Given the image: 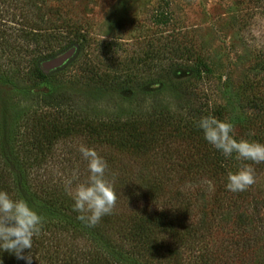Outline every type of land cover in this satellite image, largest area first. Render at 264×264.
<instances>
[{"label": "trees", "instance_id": "1", "mask_svg": "<svg viewBox=\"0 0 264 264\" xmlns=\"http://www.w3.org/2000/svg\"><path fill=\"white\" fill-rule=\"evenodd\" d=\"M7 1H0V83L12 91L6 113L0 108V191L42 217L32 264H264V163L225 159L194 123L211 114L264 133L262 77L247 86L249 114L235 117L228 79L213 84L190 49L167 43L110 67L112 45L95 57L78 25L40 28L31 0ZM168 6L160 0L154 25L170 23ZM52 44L74 54L44 73L40 61L56 54ZM66 65L75 66L73 76L58 75ZM233 134L264 144L260 134ZM74 138L105 159L117 196L95 226L77 219L67 190L73 172L74 183L86 179L87 162L78 148L57 154ZM245 163L254 183L228 191L227 172ZM0 264L25 262L2 252Z\"/></svg>", "mask_w": 264, "mask_h": 264}, {"label": "rangeland", "instance_id": "2", "mask_svg": "<svg viewBox=\"0 0 264 264\" xmlns=\"http://www.w3.org/2000/svg\"><path fill=\"white\" fill-rule=\"evenodd\" d=\"M31 3L39 12L30 17L39 22L40 28L51 27L58 20L82 28L90 38V50L95 57L102 56L104 46L112 45V50L105 48L114 54L110 67L149 49L163 48L167 43L190 49L201 59L197 64L211 72L213 84L228 79L233 90L230 109L235 117L249 114L246 111V103L252 96L247 87L249 82L261 77L264 81V0H169L171 21L166 26L151 22L160 0H31ZM51 46L56 54L41 59V69L42 63L66 51L60 52L58 44ZM67 65L58 75H74L75 66ZM11 91L0 83V108L4 113ZM260 95L264 99V94ZM233 132L242 137L253 134L264 137L263 132L254 128ZM81 144L80 138H74L60 146L57 154L76 151ZM258 181L264 192V172Z\"/></svg>", "mask_w": 264, "mask_h": 264}, {"label": "clouds", "instance_id": "3", "mask_svg": "<svg viewBox=\"0 0 264 264\" xmlns=\"http://www.w3.org/2000/svg\"><path fill=\"white\" fill-rule=\"evenodd\" d=\"M203 139L225 159L264 163V144L234 137V125L209 114L194 122ZM78 151L87 162V177L75 182L77 173L67 181V190L73 201L77 219L95 226L101 218L110 215L117 196L113 182L106 177L108 167L105 159L91 147L81 144ZM254 169L245 163L235 171H228L225 188L233 193L243 192L254 183ZM211 188V182H207ZM74 184V186H73ZM42 217L24 199H13L8 192L0 191V253L8 252L25 264H32L33 239L39 236ZM25 250H29L25 254Z\"/></svg>", "mask_w": 264, "mask_h": 264}, {"label": "water", "instance_id": "4", "mask_svg": "<svg viewBox=\"0 0 264 264\" xmlns=\"http://www.w3.org/2000/svg\"><path fill=\"white\" fill-rule=\"evenodd\" d=\"M74 50V48H71L65 51L60 56L42 63V70L48 71L62 66L68 59L72 57V55L74 54Z\"/></svg>", "mask_w": 264, "mask_h": 264}]
</instances>
